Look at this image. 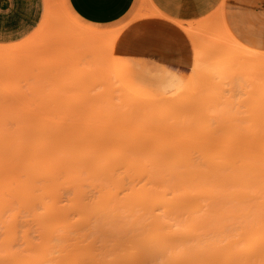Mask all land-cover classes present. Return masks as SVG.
<instances>
[{
    "label": "rangeland",
    "instance_id": "rangeland-1",
    "mask_svg": "<svg viewBox=\"0 0 264 264\" xmlns=\"http://www.w3.org/2000/svg\"><path fill=\"white\" fill-rule=\"evenodd\" d=\"M193 24L209 56L203 64H218L223 72L205 71L192 83L193 46L191 63L180 69L122 53L117 44L111 48L108 37L119 25L86 21L67 0H46L30 33L0 41V180L9 185L8 194L19 193L27 165H41L46 176L78 162L81 154L88 168L104 156L120 171L140 170L136 183L170 197L175 180L193 175L194 187L202 185L208 195L181 216L155 210L154 219L161 218L172 233L157 246V261L145 264H189L195 241L211 226L246 220L264 225V49L237 41L224 20ZM119 57L155 67H126ZM251 167L259 170L251 172L248 195L238 201L234 187L220 179L237 168L246 175ZM86 176L84 188L96 192ZM67 188L62 203L71 196ZM27 236L34 244L40 241L32 224ZM21 240L18 233L5 241L7 252H24ZM127 244L123 237L119 249L137 254L131 245L124 249ZM96 245L98 260L109 257L100 239Z\"/></svg>",
    "mask_w": 264,
    "mask_h": 264
},
{
    "label": "bare ground",
    "instance_id": "bare-ground-1",
    "mask_svg": "<svg viewBox=\"0 0 264 264\" xmlns=\"http://www.w3.org/2000/svg\"><path fill=\"white\" fill-rule=\"evenodd\" d=\"M142 14L145 13H139ZM177 22L194 47L190 83L205 71L220 76L223 69L218 64L210 68L203 64L209 56L200 46V33L194 24ZM122 26L109 32L111 48ZM83 159L85 157L81 154L78 162L67 167L60 165L46 176H41L44 170L41 165H27L24 169L26 178L20 183L16 195L8 194L9 185L0 180V260L10 257V261L0 264H111L116 259H126L129 264L137 260L141 261L140 264L153 263L159 256L157 246L164 245L172 233L169 227H164L161 218L154 219L155 210H162L166 216L171 213L181 216L187 209L200 205L199 196L208 195L202 185L194 187L193 175L175 180L170 197L167 193L136 183L135 176L140 170L120 171L119 165L110 164L104 156H97V166L88 168ZM248 170L243 175L237 168L230 176L220 179L222 185L234 187L232 195L238 201L246 199V183L251 182L255 175L251 172L259 169L251 167ZM84 174L93 180L89 184L96 192L89 193L84 188ZM68 185L67 192L71 196L67 203H62ZM27 195L29 198L22 201ZM173 200L174 203L171 202ZM31 224L40 236L37 244L27 236ZM95 230L97 234L88 239ZM18 233L22 235L24 252H7L5 241L15 240ZM123 237L128 243L124 249L131 245L137 254L119 249ZM98 239L109 255L102 260H98ZM151 239L155 242H150ZM224 240L226 242L221 246ZM255 245L258 246L247 249ZM193 246L196 253L189 264H264V225L246 220L211 226ZM233 250L238 251L236 255ZM178 253H174L173 258H177Z\"/></svg>",
    "mask_w": 264,
    "mask_h": 264
},
{
    "label": "crops",
    "instance_id": "crops-1",
    "mask_svg": "<svg viewBox=\"0 0 264 264\" xmlns=\"http://www.w3.org/2000/svg\"><path fill=\"white\" fill-rule=\"evenodd\" d=\"M67 1L86 21L123 24L114 42L122 53L153 59L178 69L191 63L193 50L190 37L177 20L192 23L224 20L237 41L251 48L264 49V0ZM45 7L46 0H0V41H14L30 33L38 25ZM116 61L126 67H155L139 59L128 63L126 58L119 57ZM165 74L172 82L178 78L168 71Z\"/></svg>",
    "mask_w": 264,
    "mask_h": 264
}]
</instances>
